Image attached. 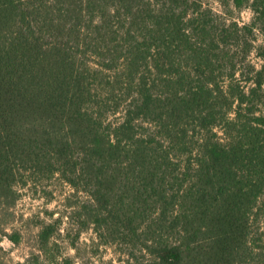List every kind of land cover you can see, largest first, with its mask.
I'll return each instance as SVG.
<instances>
[{"label":"trees","instance_id":"16d2710c","mask_svg":"<svg viewBox=\"0 0 264 264\" xmlns=\"http://www.w3.org/2000/svg\"><path fill=\"white\" fill-rule=\"evenodd\" d=\"M228 2L0 0V208L58 179L119 264H264V0Z\"/></svg>","mask_w":264,"mask_h":264},{"label":"rangeland","instance_id":"374dc122","mask_svg":"<svg viewBox=\"0 0 264 264\" xmlns=\"http://www.w3.org/2000/svg\"><path fill=\"white\" fill-rule=\"evenodd\" d=\"M201 1L239 25H248L254 18L247 3L235 9L230 2L228 6L221 4L229 0ZM256 22L259 27L264 25V21ZM252 37L254 48L262 45L261 32L254 30ZM255 51L248 60L259 68L263 61ZM261 53L264 55V48ZM19 195L14 205L0 208V264H119L126 259L123 246L100 244L91 228L79 230L76 211L85 200L84 194H76L67 184L52 179L36 187L29 184L19 190ZM47 225L53 226V232L41 249L38 235ZM12 233L18 235V242L7 238Z\"/></svg>","mask_w":264,"mask_h":264}]
</instances>
